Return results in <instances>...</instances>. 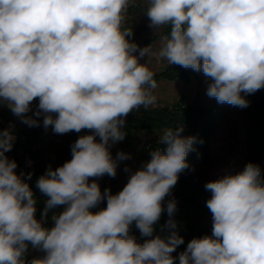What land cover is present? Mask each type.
Instances as JSON below:
<instances>
[{
    "label": "clouds",
    "instance_id": "clouds-1",
    "mask_svg": "<svg viewBox=\"0 0 264 264\" xmlns=\"http://www.w3.org/2000/svg\"><path fill=\"white\" fill-rule=\"evenodd\" d=\"M135 2L0 0V105L29 127L43 116L44 128L56 134L89 133L71 145L69 161L49 166L36 181L47 197L38 220L34 193L6 155L16 139L13 126L0 129V264H25L29 245L44 253L30 264H175L172 253L185 243L173 218L175 199L168 200L169 219L160 227L166 234H155V225L189 168L196 138L182 136L183 125L164 128L157 144L165 147L151 150L116 194L102 193L95 178L116 176L118 162L130 159L110 152L125 139L126 117L156 104L155 73L140 57L202 71L211 81L208 97L249 106L245 96L264 89V0H146L154 34L170 28L156 53L151 45L139 48L130 40L132 28L124 27ZM204 187L211 193V235L192 238L179 264H264L261 167L249 162ZM105 199V208L91 211ZM58 206L64 210L46 227Z\"/></svg>",
    "mask_w": 264,
    "mask_h": 264
},
{
    "label": "trees",
    "instance_id": "trees-1",
    "mask_svg": "<svg viewBox=\"0 0 264 264\" xmlns=\"http://www.w3.org/2000/svg\"><path fill=\"white\" fill-rule=\"evenodd\" d=\"M140 5L135 3L130 5L125 20L124 27L132 28V16L138 12ZM170 32V28L161 29L154 37L138 39V32L133 30L132 42L138 46L148 44L155 37H160ZM186 81L183 83H162L161 74L155 73L157 82L156 104L146 110L141 107L139 110H133L127 117L123 131L126 132L125 139L119 141L110 147L112 157L115 159L117 153L123 151L130 154V159L119 161L116 176L109 177L104 175L95 178L100 185L101 192L110 189L112 194H116L126 185L131 171L139 169L145 161L150 159L149 152L157 146L164 148V145H158V136L166 127L176 128L183 125L182 136H193L195 142L193 149L187 156L189 168L179 174L178 182L171 190L169 196L165 198V212L157 225H155V234L162 233L160 227L169 219L166 212L168 200L175 199L176 212L174 220L177 222L178 231L184 237L185 243L180 245L172 255L177 257L175 264H179L178 255L186 249L187 243L194 237L211 235L212 226L207 224L204 217L207 215L208 208L206 201L210 192L205 190V184L209 182L207 169L212 164L211 159V139L216 132L219 122L226 115V107L216 103L207 102L202 96V83L197 71L190 68L186 69ZM155 91V90H154ZM249 101L247 107L249 111V133L248 146L249 154L247 163L252 162L261 167L264 174V89L254 94L246 95ZM35 111V108H33ZM32 113H29L31 115ZM39 126L29 127L18 123L8 107L0 108V129H8L13 126V134L16 137L13 148L6 155L10 160L17 163L16 173L23 174L22 178L29 183L34 196L37 200L36 218L39 220L45 207L47 199L36 187V181L43 175L49 166L54 170L62 166L71 159V145L80 135L89 134L87 130L80 133L70 132L64 135L54 133L51 126L47 129L43 126V116L38 118ZM125 167L130 172H125ZM31 178L28 179V174ZM65 206H58L48 213L46 227L51 228L53 213L59 214ZM106 207V199L96 208L91 209L97 212ZM132 234L139 242L145 238L140 236L139 231L132 226ZM44 253L33 249L29 245L28 251L24 256L25 264H30L33 258H42Z\"/></svg>",
    "mask_w": 264,
    "mask_h": 264
},
{
    "label": "rangeland",
    "instance_id": "rangeland-1",
    "mask_svg": "<svg viewBox=\"0 0 264 264\" xmlns=\"http://www.w3.org/2000/svg\"><path fill=\"white\" fill-rule=\"evenodd\" d=\"M135 3L140 5V9L132 16V30L138 32L140 36L138 39L154 37L161 30L154 34V29L149 27V19L145 14V9L147 7L146 0H136ZM149 45L152 46L153 53L158 52L161 47L160 39L155 37L153 41L145 45H140L139 48H144ZM135 55L138 56L139 53L137 52ZM148 60L150 70L161 74L162 78H160V82L183 83L186 81L185 68L179 65H169L166 60L158 59L155 55L150 57L145 55L139 58L141 64L147 63ZM198 75L200 77V83L204 86L202 89L203 99L207 102L218 103L214 98H210L206 94L207 87L211 82L210 78L206 77L202 71L198 72ZM156 81L158 82L159 79H156ZM154 90L153 93L156 92V89ZM241 95H244V93H241ZM37 103L38 101L33 102V108L36 107ZM221 105L226 107V115L220 120L218 128L211 139L212 164L207 169L209 181L218 179L228 172L235 173L241 171L247 164V157L249 154L247 142L249 133V111L247 107L240 108L226 103ZM5 107L7 106L0 105V108ZM16 121L22 124L19 118H17ZM210 195L211 193H209L208 198H210ZM204 220L207 224L212 226L211 213L209 210Z\"/></svg>",
    "mask_w": 264,
    "mask_h": 264
}]
</instances>
